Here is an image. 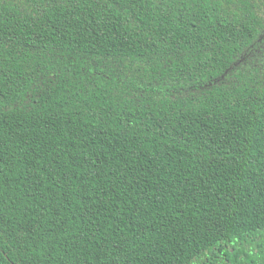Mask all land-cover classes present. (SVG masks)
Returning <instances> with one entry per match:
<instances>
[{"label":"trees","instance_id":"1","mask_svg":"<svg viewBox=\"0 0 264 264\" xmlns=\"http://www.w3.org/2000/svg\"><path fill=\"white\" fill-rule=\"evenodd\" d=\"M264 0H0V264H264Z\"/></svg>","mask_w":264,"mask_h":264},{"label":"flooded vegetation","instance_id":"2","mask_svg":"<svg viewBox=\"0 0 264 264\" xmlns=\"http://www.w3.org/2000/svg\"><path fill=\"white\" fill-rule=\"evenodd\" d=\"M264 39V38H263Z\"/></svg>","mask_w":264,"mask_h":264}]
</instances>
